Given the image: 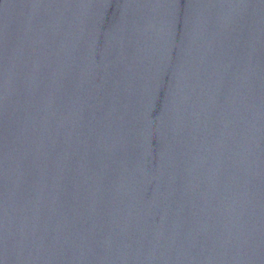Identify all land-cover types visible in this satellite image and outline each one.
Masks as SVG:
<instances>
[{
  "label": "water",
  "instance_id": "water-1",
  "mask_svg": "<svg viewBox=\"0 0 264 264\" xmlns=\"http://www.w3.org/2000/svg\"><path fill=\"white\" fill-rule=\"evenodd\" d=\"M0 264H264V0H0Z\"/></svg>",
  "mask_w": 264,
  "mask_h": 264
}]
</instances>
